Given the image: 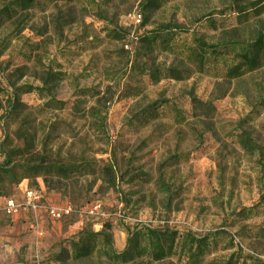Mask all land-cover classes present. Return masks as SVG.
Wrapping results in <instances>:
<instances>
[{
    "label": "rangeland",
    "instance_id": "374dc122",
    "mask_svg": "<svg viewBox=\"0 0 264 264\" xmlns=\"http://www.w3.org/2000/svg\"><path fill=\"white\" fill-rule=\"evenodd\" d=\"M12 1L0 0V14ZM142 1L37 0L3 15L0 147L21 146L29 133L80 170L52 189L43 176L13 180L0 155V264H107L97 250L78 260L58 256L90 233L110 235L120 252L128 232L143 225L220 230L204 264H264V68L228 80L152 53L137 62L173 68L179 78L155 80L128 70L116 37L126 35L133 52L144 31L175 23L189 29V43L194 35L247 40L264 31V0H163L147 16ZM212 18L218 29L208 25ZM51 68L65 79L46 93L27 91L43 87ZM104 168H114L115 185ZM28 189L74 212L59 221L29 209L9 215L6 201L23 202ZM88 202L100 204L98 213H77Z\"/></svg>",
    "mask_w": 264,
    "mask_h": 264
},
{
    "label": "trees",
    "instance_id": "16d2710c",
    "mask_svg": "<svg viewBox=\"0 0 264 264\" xmlns=\"http://www.w3.org/2000/svg\"><path fill=\"white\" fill-rule=\"evenodd\" d=\"M36 1L14 0L9 3L0 14V27L3 15L10 16V13L31 9L36 5ZM162 4L163 0H143L141 10L147 16L153 10L159 9ZM230 10L238 13L243 11L235 4ZM208 23L214 29L219 27L215 26V18L210 19ZM189 32V29L181 24H160L144 31L138 37L139 46L133 52L125 49L128 45L125 40L126 35L116 36L119 41L124 42L118 57L120 59L127 57L126 63L130 64L129 71H137L155 80L179 78L173 68H148L137 62L143 56L152 53L168 54L180 60L182 64L194 65L200 73H212L218 78L228 80L242 79L264 68V31L247 40L208 41L194 35L193 43H189L186 37ZM45 74L42 80L43 87H28L27 91L46 93L49 85L65 79L64 75L54 72L52 68ZM156 111L157 108L153 113ZM22 141L21 146L10 144L9 147H0V155L4 158L1 168L9 173L13 180H18L19 175L21 178L43 176L48 187L58 189L57 184L62 183V180L68 181L80 170L75 163H63L53 158L49 149L38 146L32 134L24 133ZM243 143L252 150L255 148L248 137L243 138ZM110 169L104 168V176L115 185L114 168ZM260 200L264 203V193ZM222 233L216 230L205 235H197L191 231L143 225L128 232L126 245L120 252L113 249L110 235L90 233L84 238L69 242L71 252L64 251L65 257L61 254L58 260L66 261L70 257L78 260L93 256L94 251L97 250V254L104 257L107 264H151L167 260L177 264H204L208 256L217 252ZM250 261L252 262L243 260L241 264H258L256 260L250 259Z\"/></svg>",
    "mask_w": 264,
    "mask_h": 264
},
{
    "label": "built area",
    "instance_id": "2783aa9c",
    "mask_svg": "<svg viewBox=\"0 0 264 264\" xmlns=\"http://www.w3.org/2000/svg\"><path fill=\"white\" fill-rule=\"evenodd\" d=\"M100 207V204L97 202H88L80 208L77 213L80 215L93 216L98 213ZM28 209L35 213L41 212L47 214L51 219L58 221L74 212L72 206L70 205L62 207L45 201L42 192L36 189L26 190L23 202H17L14 199H9L5 204V210L9 215H16L20 211Z\"/></svg>",
    "mask_w": 264,
    "mask_h": 264
}]
</instances>
